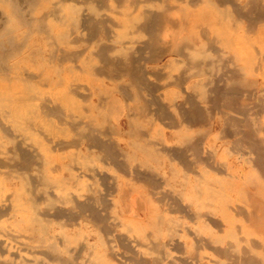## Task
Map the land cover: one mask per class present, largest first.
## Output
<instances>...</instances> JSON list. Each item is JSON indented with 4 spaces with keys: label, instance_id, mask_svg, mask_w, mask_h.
I'll return each mask as SVG.
<instances>
[{
    "label": "bare ground",
    "instance_id": "1",
    "mask_svg": "<svg viewBox=\"0 0 264 264\" xmlns=\"http://www.w3.org/2000/svg\"><path fill=\"white\" fill-rule=\"evenodd\" d=\"M71 1L78 6H74V4L72 6ZM112 1L116 2V8L120 9L117 13L113 12L115 9L110 10L111 13L117 14L115 20H111L107 16H105L106 19L100 18L104 14L100 15L99 12L105 8L108 0H0V134L4 135L5 139L7 138L6 141L12 145L8 153L10 157L4 161L1 158L3 163L0 167L4 168V164L7 166L9 163L12 169L20 172L21 177L20 185L14 186L11 196L8 197L9 193L6 198L4 196V200H0V233L7 238L5 240L0 238V264H46L37 254L44 255V258H47L52 264H108L107 256L103 252H94L96 247L91 243L83 245V250L87 251L85 258L81 259L79 253L74 254L75 250L73 251L70 245L75 241V238L73 234L67 232V226L59 225L58 230H55V224L47 218V213L51 211L53 212V215L50 214L51 217L54 216L59 219L65 217L66 221L73 218L75 213H78L77 216L87 214L89 220L93 222V226H98L103 235H109L114 230L108 223L107 215H102L96 208V205L102 207L108 205V201L106 202L103 195L92 187L90 188L88 184V194L84 195L83 200H78L70 192L75 188L74 183L78 178L74 176L68 178L52 176L50 173L52 169L46 163H50L48 158H50L52 149L47 146L48 144L46 145L48 138L46 140V134L44 135L42 132L52 135L58 133L61 128L50 122L49 117L65 122L66 127L73 131L78 139L87 141L88 147L87 144L85 146L88 151L91 148L97 151L95 155L100 161L108 160L109 163L122 171H130L128 169L130 164L140 161V166L142 165L144 168L142 170L137 169V171L133 167V171L134 168L136 170L134 176L148 188L150 187L149 191L152 189L153 193L157 195L158 198L156 199L159 200V203L173 206L174 211H177L181 210V207L184 208L180 204L182 198L193 204L195 215L198 217L204 215L203 211L219 216L221 219H210L211 217L206 215L207 220H211L210 225L215 227L216 231L202 227L201 230L207 232L209 237L200 239L201 236H199V239L195 240L197 244L212 247L209 249L207 246V249L213 250V253H216L221 259L216 261V264H264V126L260 120L261 116H264L262 115L264 114V88L260 83H255V75L249 80L245 78V73L250 70L257 76L264 77V53L256 52L260 48L259 45L264 48V0H172L176 3H169L166 0ZM69 2L70 5L67 4ZM86 10L90 12V15L84 16L87 13L84 15L82 12L80 13V11ZM105 10H107V6ZM234 19L246 22L245 27L241 24L243 26L240 28L242 31H237L233 27ZM236 24L235 22L234 25ZM81 31L87 32L81 34ZM253 33H256L255 42L259 44L256 48L253 47L254 45L252 46L255 51L251 47L253 38L248 37L249 34ZM106 41L113 42L119 47H112L108 45L110 43L106 44ZM81 42L87 43L89 46L82 49L76 48L77 50H68ZM60 45H64L66 49L62 50ZM159 46L163 47L161 52ZM223 48L232 52L230 57L223 54ZM87 49L88 56L83 54ZM145 54H148L145 57L148 58L149 56L150 60L158 61L159 59L161 61L164 55H168L165 64L178 72V81L181 84L188 81L186 87L184 84L185 90L181 85L184 94L180 96L179 101H175L173 97L172 100L174 101L170 103L171 105L162 102L164 93L161 92L167 86H159L149 80L150 75L158 74V69L157 74L156 71L151 72L144 69L141 60ZM173 55L176 57L173 58ZM64 61H72L73 63L79 61L78 64L80 63L82 68L79 71L88 72L89 75H111L128 79L125 83L126 87L121 91L124 95L126 93L135 105L130 108L134 112L127 113L126 116L129 136L126 152L123 153L115 148L117 145L112 144L107 133L105 134L102 130L103 125L93 115H85L86 120L83 123L75 120L77 116L73 117L72 114L84 115L83 111L86 110L80 109L84 106L82 100L81 103L73 101L72 95L75 93V88H64L55 97L46 96V91L40 87L45 85L46 81L56 86L62 84L63 86H60L64 87L63 80L65 78L60 75L64 70L61 67ZM97 63H100L101 66H98ZM47 64H50L51 73L53 76L55 75V79L50 75L48 76L50 73H46ZM25 65L31 66L34 72L26 70ZM77 66L75 65L73 68L64 66L67 67L66 70L70 72L73 81L79 77L78 75L75 78L76 70L80 69L79 65ZM152 67L154 66L152 65ZM66 75H68L67 71ZM158 76L155 77L158 79ZM161 77L160 79L165 80ZM92 80L90 83L93 82ZM70 84L69 86L72 85ZM99 84L102 85V88L105 86L103 83ZM96 86L98 88L99 85L96 84L93 87ZM93 87L91 86V91ZM81 88L84 89V87ZM97 88L93 90L100 92ZM77 89L80 90V86ZM108 90L110 91V88L105 92ZM76 92L78 93V91ZM74 95L75 98L77 94ZM98 99L99 103L94 105L97 111L101 108L98 105H103L109 110L114 109L115 101L110 96L107 97V94L106 98L100 99L98 97ZM89 101L87 100V103ZM76 103L81 105L78 106ZM61 105L65 107L68 113L63 112ZM205 106L209 107L211 116L206 115ZM152 108H154L153 111L156 116L164 118L168 117V109L173 108L176 110L177 116L182 119L181 122L188 125H186L187 128L180 127V124L179 126L176 125L177 130L173 139L177 146L171 147L163 143L161 146L160 144L155 145V142L153 143L148 138L149 134L142 133L144 124L147 125L149 121L151 122L150 119L152 118L149 112ZM99 111L98 114L101 111L104 113L103 108ZM105 111L107 110L105 109ZM109 113L111 112L109 111ZM101 115H105V113ZM105 116L107 118V115ZM156 116L154 117L156 118ZM215 117L218 119L216 122L220 123L223 129L221 132H225L226 137L230 140L226 143L228 151L236 153L240 164L243 165L239 173L237 167L228 165L224 162L225 160L216 161L214 149L212 151L205 147L204 141L207 130L205 132L202 130L189 131L190 127L196 125L200 127L208 125V129H211L216 124L211 122ZM175 118H172L175 120V123L172 124L178 122ZM173 120L170 119L171 122ZM120 126L118 123L117 128ZM163 127L166 128V126ZM62 129L64 130V128ZM113 131V134L119 133ZM154 138L156 137H152L153 140ZM63 143L65 145V141ZM72 144H74V140ZM64 145L62 144V148ZM67 146L69 147V145H65V147ZM56 147L61 148L60 145ZM90 156L84 152L81 155L75 153L68 158L73 163L81 160L82 163L87 164L90 162ZM122 159L126 163H130L129 167ZM173 159H176L185 170V173L181 174L180 182H177L180 183L177 185L182 190L165 191L160 189L159 180L157 181L155 178L156 166L153 172L149 164L151 161L161 162L160 165L164 167L165 171H170L171 176H174L179 168L176 167L175 171L171 162ZM77 164L79 165V162ZM34 167L37 174L32 177L28 171ZM211 171L215 173L212 174ZM5 172L10 174L11 169ZM8 173H5L3 177L6 178ZM177 173L175 175H178ZM136 177L134 178L136 179ZM13 179L16 178L13 177ZM171 182H175V180ZM52 189L58 190L59 195H53ZM4 193L3 195H5ZM125 193L124 190L120 196L118 195V203L126 202L128 197L125 196ZM150 195L153 196L149 192L148 197ZM148 197L147 199L150 198ZM56 203L70 207L68 209L58 207ZM123 205H121L120 210L126 207ZM42 207H44L43 210ZM173 208L166 207L165 209L173 210ZM162 209L161 211L160 209L153 210L151 216H149L150 214L147 215L150 219L146 224H143L141 220L140 223L130 220V223L138 226L135 228L139 238L144 242L149 236V233H145L146 228L153 230L156 238L159 237L164 228L170 235L173 233V222L167 218ZM125 210L127 211L128 208ZM125 210H123V214ZM182 210L180 212L184 211ZM232 211L236 212L237 216L235 217L241 216L243 219L244 223L240 227H235ZM169 212L171 211L169 210ZM130 216H134V214ZM136 216L135 214L134 218H137ZM4 218L8 219L5 220ZM76 220H74V224ZM126 228L128 232L132 230L130 227ZM21 232L30 234L26 240L37 243L39 251L34 250V246H28L29 250L22 248L24 243L21 237L24 238V236L20 234ZM121 235L123 234H118L115 238H117V242L123 245L121 241L124 236L122 238ZM252 235L254 238H251ZM109 240L107 239V244ZM11 241L16 244L13 242L14 245ZM100 245H103V241H100ZM129 245L130 243L127 246L123 245L128 252L132 250L131 245ZM151 245L150 248L147 245L144 247L160 254L164 252L162 248L169 245L172 246L171 250L177 252L182 250V246L179 245L181 246L179 247L178 241L173 237H170L167 243L161 242ZM196 246L194 252L198 251ZM197 247L201 248L199 245ZM179 249L180 251H178ZM24 250L26 251L24 252ZM133 253L137 252L132 251ZM126 257L130 261L132 260L130 259L131 256ZM140 258L142 257L138 259ZM175 258L167 252L161 256V260H165L166 264H196L195 261H197V255L183 259L181 257H178L181 259ZM138 259H135L134 262L143 264L141 261L138 262ZM156 259L151 264H159L161 260L156 261ZM204 262L207 264L205 260Z\"/></svg>",
    "mask_w": 264,
    "mask_h": 264
},
{
    "label": "rangeland",
    "instance_id": "2",
    "mask_svg": "<svg viewBox=\"0 0 264 264\" xmlns=\"http://www.w3.org/2000/svg\"><path fill=\"white\" fill-rule=\"evenodd\" d=\"M111 1L112 0H108V2H107V4L105 5V8L104 9H106V6H107V10H105L104 11V9H102V10H100V15L103 13L104 15H102V16H100V18L102 19H106V17L105 16H107V17H109L111 20H115L116 19V15L117 14H114V13H117V11H119L120 9H117L116 8V2H114V1H112V4H111ZM165 1V0H164ZM167 2H171V3H176V2H174V1H172V0H166ZM72 2V6H73V4H74V6H78L75 2L73 3V1H71ZM67 4H71L70 2L69 3H67ZM112 5V6H111ZM111 8V9H110ZM113 9H115V11H113ZM110 10L111 11H113L114 13H111L110 12ZM87 11V12H86ZM86 11H80V13L82 12V15H84L85 13H87V14H85L84 16H86V15H90V12L88 11V10H86ZM114 15V16H113ZM108 19V18H107ZM239 21V20H238ZM236 21L235 19L233 20V27H235V29L237 30V31H242L240 28H242L244 25H245V23L246 22H244L243 20H241V21ZM235 22L237 23L236 25H234L235 24ZM243 26H242V25ZM246 26V25H245ZM244 26V27H245ZM240 29V30H239ZM114 31V30H113ZM86 32L87 31H81V34H86ZM256 34V33H255ZM254 33L253 34H249L248 35V37H250L253 41V44H251V47L253 46V47H258V45L259 44H256V42H255V39H256V36L257 35H255ZM253 35V36H252ZM107 43L106 44H108V43H110L109 41H106ZM43 45V44H42ZM108 45H110V46H118L117 44H115V43H113V42H111L110 44H108ZM87 46H89L87 43H83V42H81V43H79V44H77V45H75V46H73L72 48H70V49H68V50H77V49H82L83 47L85 48H87ZM62 50L64 49H66V47L64 46V45H60L59 46ZM119 47V46H118ZM253 47H252V50H254L255 51V49H253ZM259 47L261 48V45H259ZM77 48V49H76ZM159 49H160V52H161V48H163V47H161V46H159L158 47ZM260 48H258V50H256V52H262V53H264V48L262 47L261 49ZM260 50H262V51H260ZM222 51H223V54L225 55V56H227V57H230L231 56V54H232V52L231 51H229V50H226L225 48H223L222 49ZM228 52H230L229 54H228ZM88 49L87 50H85V52L83 53V54H85V55H87L88 56ZM226 53V54H225ZM148 54H145L144 55V58L141 60V63H142V65H143V67H144V69H146V70H148V71H151V72H154V71H156V74H157V69H158V74L157 75H155V76H158L159 78L157 79V77H155V76H152V75H150L149 76V80L152 82V83H155V84H157V85H159V86H163V85H166L167 87H166V89L165 90H163L161 93H164L163 94V97H162V102L164 103V104H168V105H171L170 103L172 102V101H179L180 100V96H183V91L186 89L185 87L187 86V82L185 83V81L184 82H182V84H181V82L180 81H178V72L177 71H175V69L174 68H171L170 66H168V65H166L165 64V62H166V60H167V58L169 57L168 55H164L163 57H162V59H161V61H160V59H159V61L158 60H150L149 59V56H148V58L147 57H145V56H147ZM46 56H47V48H46ZM165 57H166V59H165ZM174 57H176L175 55H173V58ZM47 59H48V57H47ZM46 59V60H47ZM149 61H148V60ZM95 61V60H94ZM148 61V62H147ZM152 61V62H151ZM78 62L79 61H76V62H72V61H64L63 62V64L61 65V67H62V69H64L63 70V72H62V74H60L62 77H64L65 79L63 80V83H64V87H61V86H63L62 84H60L59 86H56V85H54V84H52V83H50V82H48V81H46V84L45 85H41L40 87L43 89V90H45L46 91V96H48V97H52V96H54L55 97V95H57L61 90H63L64 88H68V87H71V88H75V90H74V94L76 95H74L75 96V98L73 97V95H72V99H73V101H75V102H80L81 103V100H82V104L84 105V106H80L81 108V110H82V108H83V110H85V111H83V113H84V115L83 114H80V116L78 117V115L79 114H76L75 115V113H74V111H71L72 113H74V114H72V116L73 117H75V116H77V117H75V120H77V121H80V122H84L85 120H86V116L85 115H88V114H90V115H88V116H91V115H93L94 117H95V119L98 121V122H100V124H102L103 125V127H102V130H103V132H105V134L107 133V137L110 139V141L112 142V144H116L117 146H115V148L116 149H118L119 151H121V152H126L127 150H128V148H127V141H128V127H127V113H133L134 112V110H131L130 108H132V107H134V105H135V103H134V101L131 99V98H129V97H127V95H126V93H125V95H124V93L121 91V89H123L124 87H126L125 86V83H127V81H128V79L127 78H125V77H115V76H111V75H109V76H107V75H102V76H98L97 74L95 75H89V73L88 72H86L85 73V71L84 72H81V71H79V70H82V68H81V66H80V63L78 64ZM95 62H97V61H95ZM51 63V62H50ZM72 65V66H71ZM75 65L77 66V65H79V67H80V69H78V70H76V75H75V78L79 75V77L78 78H76V79H74V81L73 80H71V78H72V76H71V74H70V72L68 71V70H66V68L67 67H64V66H70V67H75ZM97 65L98 66H101V64L100 63H97ZM150 66V68H149V66ZM152 65L154 66V67H152ZM164 65V66H163ZM23 66V65H22ZM156 66V67H155ZM157 66H159V68H157ZM25 67H26V70H29V71H33L34 72V69L31 67V66H28V65H25ZM51 66H50V64H47L46 65V73L48 74V73H50V74H48V76L50 75L52 78H54L55 79V75L53 76V74L51 73V68H50ZM78 67V66H77ZM165 67H167V68H165ZM162 70H161V69ZM171 69V70H170ZM160 70V71H159ZM168 70V71H167ZM170 70V71H169ZM66 71H67V73H68V75H66ZM78 72H81V73H83V74H81V73H78ZM160 72H162V73H160ZM85 73V74H84ZM88 73V74H87ZM82 75V76H81ZM163 75V76H162ZM254 75H255V77H254ZM90 76V77H89ZM111 76V77H110ZM152 76V77H151ZM163 77V78H165V80H163V79H160V77ZM165 76V77H164ZM88 77V78H87ZM101 77V78H100ZM110 79H109V78ZM161 77V78H162ZM252 77H254V81H255V83L257 82V83H260L261 85H263V88H264V77L262 78V76H257L253 71H247L246 73H245V78L246 79H251ZM87 78V79H86ZM93 80H92V79ZM112 78V79H111ZM114 78H116V79H114ZM155 78V79H154ZM84 79V80H83ZM95 79V80H94ZM97 79V80H96ZM108 79V80H107ZM175 79V81H173ZM181 79V78H180ZM93 81V82H91L90 83V81ZM72 81H73V83H72ZM172 81V82H171ZM177 81V82H176ZM72 84H70V83ZM48 83H49V85H48ZM79 84V86H80V90L79 89H77V88H79V86H78V84ZM89 83V84H88ZM99 83H103L105 86H103V88L101 87L102 85H100ZM179 83V84H178ZM68 84V85H67ZM69 84L71 85V86H69ZM74 84H77V85H74ZM96 84H98L99 86H98V88H97V86L94 88L93 86H95ZM184 84H185V87H184ZM83 85V86H82ZM89 85H91L93 88H92V91L90 90L91 89V86H89ZM180 85V86H179ZM181 85L183 86V89H182V87H181ZM81 87H84V89L83 88H81ZM116 87H117V89H116ZM50 88V89H49ZM86 88V89H85ZM98 89L100 92H97V90H93V89ZM108 88H110V91L108 90L107 92H105ZM106 89V90H105ZM111 89H112V92H111ZM119 89H120V91L122 92H120L119 91ZM116 90V91H115ZM76 91H78V93L76 92ZM110 92H111V94H110ZM181 93V95H180V93ZM101 93V94H100ZM104 93H106L107 94V97L108 96H110L111 98H112V100L113 101H115L114 102V104L115 105H113V107H114V109L113 110H109L108 108H106L105 106L103 107V105H98V106H101V108H103L104 109V113H105V115H107V118H106V116L105 115H101V114H104V113H102V111H101V108L98 110L100 113L98 114V111H97V109L95 108V106L94 105H97V103H99L98 101H99V99H98V97L101 99L102 97L103 98H106V94H104ZM84 94V95H83ZM145 94V93H144ZM81 95H83V96H81ZM88 95V96H87ZM96 95H97V99H96ZM102 95V97H100ZM165 95V96H164ZM79 96H80V98H79ZM88 97V98H87ZM123 97V98H122ZM173 97H174V100H172L173 99ZM82 98V99H81ZM84 98V99H83ZM129 98V99H128ZM176 98V99H175ZM75 99H78L77 101L75 100ZM128 99V100H127ZM85 100V101H84ZM87 100H90L88 103H87ZM166 100V101H165ZM133 101V102H132ZM123 102V103H122ZM128 102V103H127ZM78 104V103H76V104H78V106L79 105H81V104ZM87 104H89L88 106L90 107H88L87 106ZM117 104V105H116ZM125 105V106H124ZM87 106V107H86ZM116 106H118L117 107V109H116ZM61 108H63L62 110H63V112L64 113H68V111L65 109V107H63L62 105H61ZM89 108V109H88ZM94 108H95V110H96V112H95V110H94ZM205 110H206V115H209V116H211L210 114H209V112H210V110H209V107L208 106H205ZM105 109L107 110V111H105ZM116 109V110H115ZM130 109V110H129ZM153 109L154 108H152V110H150L151 112H149V113H151V115L150 114H148V115H150L151 116V118L152 119H150L151 120V122L149 121V123L146 125V124H144V126H143V128H142V133H147V134H149L148 135V138L150 139V140H152L153 141V143L155 144V145H159L160 144V146H161V144L163 143L164 145H170L171 147H174V146H177V144H176V142L174 141V139H173V135H174V133L176 132V130H177V126L176 125H178L179 126V124L181 125L180 127H183V128H187V126L185 125V123H182L181 122V118L179 117V116H177V113H176V110L175 109H173V108H170V109H168L169 111H168V114H167V116L168 117H166V118H164V117H160V116H158V118H157V116L154 114V111H153ZM208 109V110H207ZM90 110V111H89ZM127 110H129V111H127ZM87 111V112H86ZM109 111L111 112V113H109ZM113 111H114V113H113ZM116 111H118V112H116ZM90 112V113H89ZM86 113V114H85ZM96 113H97V116H96ZM154 115H153V114ZM119 114V115H118ZM82 115V116H81ZM117 115V116H116ZM153 115V116H152ZM176 115V116H175ZM262 115H264V114H262ZM84 116V117H83ZM87 116V117H88ZM104 118H103V117ZM149 116V117H150ZM154 116H156V118L154 117ZM82 117V118H81ZM176 117V118H175ZM212 117H213V115H212ZM211 117V118H212ZM50 119V122H52L54 125H56V126H58L59 128H64V130L62 131L61 129L60 130H58V133L59 134H61V135H59L57 132V135H56V133L55 134H52V135H50L49 133H47V132H42V134H46V136H45V139L46 138H48V140L46 141V145L48 146V147H50L52 150H51V155H50V158H48V162H50V163H46L47 165H48V167L50 168V169H52V171L50 172L51 174H52V176L54 175V176H61V177H64V178H68V177H70V176H74V177H76V178H78L77 180H76V182L74 183L76 186H75V188H73L70 192L72 193V195L73 196H75L78 200H83L84 199V195L86 196L88 193H87V191H88V189H89V187L91 188H93L94 190H96V191H98L99 192V194H101V195H103L104 197H105V199H106V202H107V204L108 205H106V207H102L101 205H96V208L98 209V211L100 212V213H102V215H104V216H106L107 215V218H108V223L110 224V226H112V232H111V234H109V235H103V233H101L100 232V230H99V227L98 226H93L94 224H92L93 222H91V220H89V217H87V214H85V216H84V214H82V215H78L77 216V214L78 213H75L74 214V217L73 218H75L74 220H76L75 222L77 223H75L74 224V220H73V218H71V219H67V220H71L70 222L69 221H66V219H65V217H62V218H56V217H54V216H52L51 217V215L50 214H52L53 215V212L51 211V212H48L47 213V218H48V220H50L51 222H53L54 224H55V230H58V226L59 225H65V226H67V232H69L70 234H73V237L75 238V241L70 245L71 246V248H73V251H74V254H77V253H79V257L81 258V259H83V258H85L86 257V252L87 251H84L83 250V245H85V244H87V243H91V244H93L96 248H95V251L94 252H103V254L105 255V256H107L106 257V260H107V262H108V264H138L137 262H134V260L135 259H138L139 257H142V258H140V259H138L137 261L139 262V261H141L143 264H151L152 262H154V260H155V258H157L156 259V261H159V260H161V256H162V254L164 253V252H167V253H169L170 255H172V256H174V258H175V256H176V258L175 259H177L178 257H181L182 259L183 258H185V257H194V256H196L197 255V261H195V263L196 264H204L205 262H204V260L207 262V264H216V261L218 262V261H220L221 259L218 257V255L215 253H213L214 251L213 250H208L207 248L209 247V249H211L212 247H210V246H206V245H204V244H202V245H200V244H197L196 242H195V240L197 239H199L198 237L199 236H201V238L200 239H202V238H207V237H209L208 236V234H207V232H204V231H202L201 230V228L202 227H204V228H206V229H210V230H213V231H216V229H215V227H212V225H210V223H211V220L210 219H213V218H215V219H221L219 216H216V215H213V214H210V213H207V212H205V211H203L202 213L204 214V215H202V213H201V215L202 216H200V217H198V216H196L195 215V208L193 207V204L189 201V200H186V199H180V204H181V206L183 205L184 206V208L183 207H181V210L183 211V212H180L181 210L179 209V210H177V211H174V208H173V206H166L164 203H162V202H158L157 201V199L156 198H158V197H156L157 195L155 194V193H153V191H152V189H150V191H149V188H148V186H146L144 183H142L140 180H138V178L136 177V176H134L135 175V171L138 169H141L142 170V168H144L142 165L140 166V161L138 162L137 161V163H136V161L135 162H132V164H130V163H126L123 159H122V161H124V163L126 164V166H128L129 167V164H130V167L128 168V169H130V171H122V170H120V169H117L115 166H113L112 165V163H109V161L108 160H103V161H100L99 160V158H97V155H95V154H97V151L95 150V149H93V148H91L90 150L92 151H88L87 150V147H88V143H87V141H85V140H82V139H78L77 138V136H75V133H73V131H71L70 129H68L67 127H66V125H65V122H63V121H59L58 119H56V118H54V117H49ZM106 118V119H105ZM168 118H170L171 120H173L174 118L176 119V121L178 120V122H176V124H172V123H175V120H173L172 122L170 121V119H168ZM173 118V119H172ZM180 118V119H179ZM55 119V120H54ZM165 119H167V120H165ZM214 119V118H213ZM211 120V122L213 123V122H215L216 124L211 128V129H208V125H204V126H198V125H196V126H194V127H188L189 128V131H196L197 132V130H202V131H209V132H207L206 131V138H205V147L207 148L208 147V149H214V151H215V153H214V158H215V160L216 161H224V162H226L228 165H231V166H233V167H237V171H238V173H239V171H240V169L241 168H243V165H241L240 164V162H239V159H238V155L236 154V153H233L232 151L231 152H229L228 151V148H227V145H226V143L227 142H229L230 140H229V138L228 137H226V133L224 132H221V131H223V129H222V127L220 126V123H217L216 121L218 120L217 119V117H215V119L214 120ZM103 120H104V122H103ZM260 120H261V122H263L262 123V125L264 126V116L262 117L261 116V118H260ZM159 121V122H158ZM63 122V123H62ZM163 122V123H162ZM171 122V123H170ZM180 122V123H179ZM111 123V124H110ZM118 123H120V127L119 128H117V125H118ZM163 125H162V124ZM182 123V124H181ZM168 126H167V125ZM175 127V129H174V127ZM112 126H113V128H112ZM163 126H166V128L165 127H163ZM171 126V127H170ZM186 126V127H185ZM115 127V128H114ZM116 128H117V130H116ZM161 129V131H160V129ZM168 128V129H167ZM171 128V129H170ZM66 129H68L67 131H66ZM106 129V130H105ZM110 129V130H109ZM120 129V130H119ZM173 129V130H172ZM114 130V131H113ZM213 130V131H212ZM60 131V132H59ZM71 131V132H70ZM112 131L115 133V131H117V132H119V133H117V134H113L112 133ZM146 131V132H145ZM69 132H70V134H69ZM149 132V133H148ZM160 134H159V133ZM222 133V134H221ZM49 134V135H48ZM158 134V135H157ZM53 135H56V136H53ZM111 137H110V136ZM116 135V136H115ZM223 135H224V137H223ZM49 136H50V138H49ZM52 136V137H51ZM120 136V137H119ZM208 136V137H207ZM220 136V137H219ZM3 139H2V138ZM152 137H156V138H154V140L152 139ZM219 137V138H218ZM118 138H120V139H118ZM7 139V138H6ZM6 139H5V137H4V135H1L0 134V165H2V163L3 162H1V158H2V161H4L6 158H8V157H10V154H8L9 153V151L11 150V148H12V145L8 142V141H6ZM61 139V140H60ZM115 139V140H114ZM220 139V140H219ZM51 140V141H50ZM73 140H74V144H72L73 143ZM120 140V141H119ZM123 140V141H122ZM65 141V145H69V147L67 146V147H65V145H64V142ZM4 142V143H3ZM50 142V143H49ZM56 142V143H55ZM58 142V143H57ZM66 142H68L67 144H66ZM158 142V143H157ZM2 143V144H1ZM8 144L7 146H6V144ZM56 144V146H61V148L59 147V149H58V147H56L55 146V144ZM60 143V144H59ZM77 143V144H76ZM175 143V144H174ZM213 143V144H212ZM53 144H54V146H53ZM62 144L64 145L63 147L64 148H62ZM72 144V145H71ZM87 144V145H86ZM207 144V145H206ZM222 144V145H221ZM3 145V146H2ZM52 145V146H51ZM75 145V146H74ZM87 147H86V146ZM83 147V148H81V147ZM4 147V148H3ZM215 147V148H214ZM9 148V149H8ZM5 149H8V150H5ZM61 149V150H60ZM216 149V150H215ZM56 150V151H55ZM58 150V151H57ZM60 150V151H59ZM85 150V151H84ZM73 151V152H72ZM213 151V150H212ZM219 151V152H218ZM1 152H3V153H1ZM77 154L78 153V155H81V154H84V152L86 153V154H89V155H91L90 156V162H88L87 164H84V163H82L81 162V160H79V161H74V163H73V161L70 159V158H68V157H72V155L74 154L75 155V153ZM81 154H80V153ZM130 152V151H129ZM53 153V154H52ZM226 153V154H225ZM8 154V155H7ZM231 155V156H230ZM94 156V157H93ZM225 156H226V158H225ZM45 157H46V155H45ZM59 157V158H58ZM137 158L139 159V157L137 156ZM230 158V159H229ZM59 159V160H58ZM54 160H56V161H54V163H53V161ZM94 160V161H93ZM71 161V162H70ZM234 161V162H233ZM46 162H47V160H46ZM79 162V165L77 164ZM172 165H173V167H174V169H175V171H176V167H177V171H176V173L178 174V175H175L174 174V176H176V177H174L173 175L171 176V174L169 173V172H166L165 171V169H164V167L163 166H161L160 165V163L161 162H156L155 163V161H151V164H149V165H151L150 167H152V171L154 172L155 171V166H156V171L154 172V174H155V178L157 179V181L159 182V185H160V189H162V190H165V191H173V190H182L181 188H179L178 187V185L180 184V183H177V182H180V178H181V176L183 175V173H185V170L183 169L184 167L181 165V164H179V162L176 160V159H173L172 161ZM13 163V162H12ZM53 163V164H52ZM107 165H106V164ZM158 163V164H157ZM9 164V163H8ZM7 164V166H9ZM52 166H51V165ZM61 164V165H60ZM62 164H64V165H62ZM71 166V167H68L69 165ZM73 164H74V166H73ZM138 164V165H137ZM157 164V165H156ZM6 164H4V168L2 167H0V171H2V172H0V186L2 187H0V200H4V196H5V198L7 197V195L9 194V196L8 197H10L11 196V194L13 193L12 191H14V188L15 187H17V186H19L20 185V182H21V177H20V172H18L17 170H15V169H12L11 168V165H10V167L9 168H7V166H5ZM54 165H56V166H54ZM77 165V166H76ZM235 165V166H234ZM61 168H60V167ZM63 166V167H62ZM81 166V167H80ZM53 167V168H52ZM56 167V168H55ZM65 167V168H64ZM133 167H135L136 168V170H135V168H134V171H133ZM160 169H159V168ZM66 168H68V169H66ZM76 168V169H75ZM90 170H89V169ZM9 169H11V173L9 174L8 172H5V171H8ZM64 169V170H63ZM66 169V170H65ZM74 169V170H73ZM88 169V170H87ZM93 169V170H92ZM247 169V168H246ZM13 170V171H12ZM35 170V171H34ZM71 170V171H70ZM113 170V171H112ZM137 170V171H138ZM159 170V171H158ZM164 170V171H163ZM209 170V169H208ZM8 173L9 175H11V176H9L8 174V176L6 177V178H8L7 180H6V178H4L3 176H5V173ZM37 170L35 169V167L32 169V170H29L28 171V173L30 174V175H32V177L34 176V175H36L37 174V172H36ZM96 171V172H95ZM181 173H180V172ZM210 171V170H209ZM73 174H72V173ZM82 172V173H81ZM122 172V173H121ZM133 172V173H132ZM212 172V171H211ZM3 173V174H2ZM53 173H55V174H53ZM95 173H97V174H95ZM166 173V174H165ZM215 172H212V174H214ZM95 174V175H94ZM124 174V175H123ZM182 174V175H181ZM12 175H13V177H15L16 179H13V177H12ZM86 175V176H85ZM131 175V176H130ZM17 176V177H16ZM85 176V177H84ZM88 176V177H87ZM121 176V177H120ZM133 176V177H132ZM170 178H169V177ZM12 177V178H11ZM19 177V178H18ZM102 177V178H101ZM134 177H136V179L134 178ZM172 177V178H171ZM17 178H18V180H19V182H18V180H17ZM114 180H112V179ZM120 178V179H119ZM176 178V179H175ZM85 179V180H84ZM127 179V180H126ZM133 179V180H132ZM170 179H171V181H173V180H175V182H171L170 181ZM136 180V181H135ZM3 181V182H2ZM9 181H11V182H9ZM170 181V182H169ZM120 182H121V184H120ZM137 182V183H136ZM168 182H169V184H168ZM1 183H3L2 185H1ZM109 183V184H108ZM162 183V184H161ZM171 183H174V184H171ZM88 184H89V187H88ZM99 184H101V185H99ZM143 184V185H142ZM178 184V185H177ZM3 185H4V187H6V188H4L3 187ZM113 185V186H112ZM121 185V186H120ZM15 186V187H14ZM86 186V187H85ZM139 188H138V187ZM144 186V187H143ZM114 187V188H113ZM162 187V188H161ZM141 188V189H140ZM148 188V189H147ZM3 189H5V190H3ZM76 189H78V190H76ZM150 192V194L152 193L153 194V196L152 195H150V196H152V197H148V195H149V192L147 191V190ZM125 190L126 191V197H128V199L125 197V200H126V202H124L123 204L121 203H118V200H117V198H119V196H120V194H121V192H123V191ZM5 192V193H4ZM134 192V193H133ZM3 193L5 194V195H3ZM52 193H53V195H55V196H57V195H59V192H58V190H55V189H52ZM57 193V194H56ZM119 193V194H118ZM171 193V192H170ZM109 194V195H108ZM129 194V195H128ZM137 194V195H136ZM141 194V195H140ZM119 195V196H118ZM131 195V196H130ZM147 195V196H146ZM2 196V197H1ZM130 196V197H129ZM136 196V197H135ZM147 197L149 198V199H147ZM156 199H154V198ZM133 198V199H132ZM128 201V202H127ZM133 201H135V202H133ZM144 201V202H143ZM149 201V202H148ZM137 202V203H136ZM140 202V203H139ZM146 202V203H145ZM155 202H157V203H155ZM131 203V204H130ZM139 203V204H138ZM155 203V204H154ZM119 204V205H118ZM127 204V205H126ZM144 204V205H143ZM121 205H123L125 208L123 209V210H125V209H127L128 208V212L125 210L124 212V214L122 213L123 212V210H120L121 209ZM130 205V206H129ZM165 205V206H164ZM56 206H58V207H63V208H66V209H68L70 206L69 205H63L62 203H56ZM155 206V207H154ZM154 207V208H153ZM166 207H170V208H173V210L172 209H165ZM101 208V209H100ZM131 208V209H130ZM161 208H163L162 209V211H165V215L167 216V218H169L172 222H173V228H172V230H173V233L170 235L169 233H167V230L164 228V230L159 234V237L158 238H156V236L154 235V232H153V230H151V229H149V228H146L145 229V233H149L148 235V238H147V240H146V242L147 241H149L150 240V242H144V240H142L141 238H139V235H138V232H137V230H136V228L135 227H138V226H136V225H134V223H130V220L131 221H133V222H135V223H140L141 221H142V223L143 224H146L147 222H148V219H150L147 215H149V216H151V213L153 212V210H159L160 209V211H161ZM42 210L44 209V207H42L41 208ZM103 209V210H102ZM140 210V212H139V210ZM146 209V210H145ZM169 210L171 211V212H169ZM176 210V209H175ZM104 211V212H103ZM145 211V212H144ZM187 211V212H186ZM76 212V211H75ZM127 213V214H126ZM146 213V214H145ZM190 213V214H189ZM236 213V212H235ZM234 213V211H232V215L234 216V225H235V227H240L241 226V224H243L244 223V221H243V219L241 218V216L239 217H235V216H237L236 214ZM134 214V216H130V215H133ZM135 214L137 215L136 217L137 218H134L135 217ZM50 215V216H49ZM125 215V216H124ZM126 215H128V216H126ZM190 215V216H189ZM206 215L207 216H209V217H211L209 220H210V222H208L209 220H207V217H206ZM77 216V217H76ZM80 216H81V218H80ZM140 216V217H139ZM146 218H145V217ZM193 216V217H192ZM8 217V216H7ZM79 217V218H78ZM83 217V218H82ZM127 217V218H126ZM130 217V218H129ZM142 217V219H140ZM208 217V218H209ZM53 218V219H52ZM87 218V219H86ZM129 218V219H128ZM138 218H139V220H138ZM145 218V219H144ZM5 220H7L8 218H4ZM84 220V221H83ZM141 220V221H140ZM191 220V221H190ZM67 224V225H66ZM73 224V226H71ZM76 225V226H75ZM119 225V226H118ZM78 226V227H77ZM98 227V228H97ZM126 227H130V229H132L130 232H128L127 231V228ZM224 227H225V225H224ZM76 229V230H75ZM86 229V230H85ZM78 230V231H77ZM77 232V233H76ZM87 232V233H86ZM88 233H89V235H88ZM123 234V235H121L122 236V238H123V236H124V239H122V243H123V245L125 244V246H127V244H129L130 243V245H131V247H132V250H131V247H129L130 248V252H128L127 250H126V248L124 249V247L125 246H123V245H121V243H119V242H117V238H115L116 237V235H118V234ZM191 233V234H190ZM18 234V233H17ZM20 234H22L23 236H24V238L23 237H21V240H22V242L24 243V245L22 246V248H26V250H29L30 248V246H34V250H38L39 251V249H38V247H37V243H35V242H29V241H27L26 239H28L29 238V236H30V234L29 233H25V232H21ZM87 234V235H86ZM92 234H93V236H92ZM116 234V235H115ZM156 234V233H155ZM19 235V234H18ZM21 235V236H22ZM154 235V236H153ZM254 235H256V234H254ZM254 235H252L251 236V238H254ZM26 236V237H25ZM92 236V237H91ZM126 236V237H125ZM195 237V239H194V237ZM170 237H173V239H175V240H177L178 241V246L179 245H181L182 246V250H183V252H182V250L180 251V249L178 250V251H180V252H182V253H180V252H177V251H175V250H171L172 248V246L171 245H169V246H166L165 248H162V251H164V252H162V254H160L159 252H153V251H151V249L150 250H148V248H150V246H152L151 244H159V243H163V242H168V240H169V238ZM256 237V236H255ZM0 238L1 239H4L5 240V236H2L1 235V233H0ZM97 238V239H96ZM7 239V238H6ZM87 239V240H86ZM106 239V240H105ZM107 239L109 240L108 241V244L106 243L107 242ZM128 241H127V240ZM149 239V240H148ZM161 239H162V241H161ZM96 241L97 242V244H96V242H94V241ZM113 240V241H112ZM127 241V243H126V241ZM131 240V241H130ZM142 240V241H141ZM18 241V240H17ZM100 241H103V245L101 246L100 245ZM130 241V242H129ZM137 241V242H136ZM12 243L14 242V241H11ZM26 242H29V243H26ZM129 242V243H128ZM182 242V244H180V243ZM15 243V242H14ZM13 243V244H14ZM33 243V244H32ZM82 243V244H81ZM119 243V244H118ZM196 243V244H195ZM16 244V243H15ZM14 244V245H15ZM81 244V247H82V250H81V247L79 246ZM108 245V246H107ZM129 245V246H130ZM145 245H147V247H144ZM199 245V246H201V248H198L197 246ZM29 246V247H28ZM122 246H123V250H122ZM181 246H179V247H181ZM195 246H196V248H197V252H194V250H195ZM206 246V247H205ZM108 247V248H107ZM80 249V250H78V249ZM194 248V249H193ZM99 249V250H98ZM193 249V250H192ZM26 250H24V252L26 251ZM78 250V251H77ZM185 250V251H184ZM187 250V251H186ZM80 251V252H79ZM132 251L133 252H137V253H133L132 254ZM191 252H193L194 254H192ZM107 253H109V254H107ZM179 253V254H178ZM195 253H197V254H195ZM136 255L135 257L133 256V255ZM140 254V255H139ZM109 255V256H108ZM199 255V256H198ZM37 256L38 257H40L41 259H43L45 262H46V264H52V263H50V261L49 260H47V258H44V255H40V254H37ZM126 256H131L130 257V259H132L131 261L126 257ZM204 258H203V257ZM137 257V258H136ZM201 257V258H200ZM110 258V259H109ZM113 258V259H112ZM127 260H126V259ZM181 258H178V259H181ZM200 258V259H199ZM142 259V260H141ZM143 259H144V261H143ZM145 259L147 260L146 262H145ZM117 260V261H116ZM129 260V261H128ZM150 260V261H149ZM163 260V259H162ZM160 261V263L159 264H166L165 263V260H163V261ZM190 260V259H189ZM211 260H213V261H211ZM79 262H81V260H78ZM136 261V260H135ZM200 261V262H199ZM210 261V262H209ZM125 262V263H124ZM164 262V263H163ZM176 262H178V260H176ZM214 262V263H213ZM194 263V262H193ZM206 264V263H205Z\"/></svg>",
    "mask_w": 264,
    "mask_h": 264
}]
</instances>
